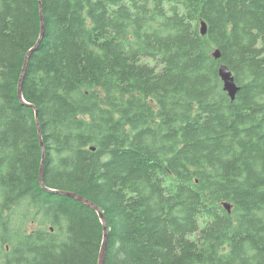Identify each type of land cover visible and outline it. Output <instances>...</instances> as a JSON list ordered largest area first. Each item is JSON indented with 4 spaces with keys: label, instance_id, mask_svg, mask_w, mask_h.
<instances>
[{
    "label": "trees",
    "instance_id": "16d2710c",
    "mask_svg": "<svg viewBox=\"0 0 264 264\" xmlns=\"http://www.w3.org/2000/svg\"><path fill=\"white\" fill-rule=\"evenodd\" d=\"M41 5L20 102L40 7L0 0V264L98 262L38 127L104 264H264V0Z\"/></svg>",
    "mask_w": 264,
    "mask_h": 264
},
{
    "label": "water",
    "instance_id": "95a60500",
    "mask_svg": "<svg viewBox=\"0 0 264 264\" xmlns=\"http://www.w3.org/2000/svg\"><path fill=\"white\" fill-rule=\"evenodd\" d=\"M38 2H39V7H40V19H41L40 36H39L34 48L27 53L25 60H24L23 68H22L20 79H19L18 86H17V95H18L20 102H23L22 96H21V85H22V81H23L25 71H26L27 60H28L31 52L39 46V44L42 40V37H43V33H44L41 0H38ZM206 34H207L206 24L204 22H201L200 23V35L204 37V36H206ZM213 58L216 60L220 59V53L218 50L214 51ZM218 76L222 82L223 91L225 93H227V95L231 101H234L236 94L239 91V87L236 85L234 78L232 76V73L229 71V69L226 66L221 65L218 69ZM32 108L34 109V107H32ZM35 122H36L37 127H38V115H37L36 111H35ZM38 137H39V141H40V148L42 150V159H41V163H40V167H39V184H40L41 188L48 193H54L57 195L69 197V198L81 203L82 205H85V206L91 208L92 210H94L98 214L100 221H101V224H102V227H103V240H102L97 264H104L105 245H106V239H107V229H106L105 221H104V218H103L101 212L99 211V209L96 206H94L90 202L85 201L81 197H78L74 194L67 193V192H59V191L50 190L44 186V184H43V167H44L45 157H44V147H43V142L41 139L39 127H38ZM223 206L228 212H230V206L228 204H224Z\"/></svg>",
    "mask_w": 264,
    "mask_h": 264
},
{
    "label": "rangeland",
    "instance_id": "374dc122",
    "mask_svg": "<svg viewBox=\"0 0 264 264\" xmlns=\"http://www.w3.org/2000/svg\"><path fill=\"white\" fill-rule=\"evenodd\" d=\"M33 224H34V225H33ZM33 224L31 223V225H30L31 228H30V229H34V228H36V226H37L36 224H38V223H33ZM192 238H193V237H192Z\"/></svg>",
    "mask_w": 264,
    "mask_h": 264
}]
</instances>
